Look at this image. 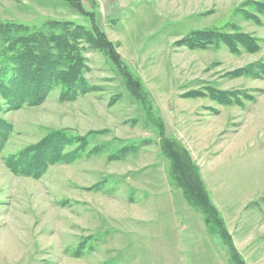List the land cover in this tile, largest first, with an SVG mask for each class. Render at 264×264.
I'll use <instances>...</instances> for the list:
<instances>
[{"label": "rangeland", "instance_id": "rangeland-1", "mask_svg": "<svg viewBox=\"0 0 264 264\" xmlns=\"http://www.w3.org/2000/svg\"><path fill=\"white\" fill-rule=\"evenodd\" d=\"M81 1L119 44L147 105L95 49L86 53L94 92L63 101L58 87L44 103L15 110L0 95V116L13 126L0 151V264H235L176 185L149 107L190 150L246 264H264V79L228 75L264 61V16L261 24L245 19L237 10L244 0ZM49 18L93 22L65 0H0V20L39 26ZM230 23L258 37L261 50L233 54L226 46L177 44L191 30L230 31ZM211 86L256 98L227 106L186 96ZM62 129L97 132L76 161L49 165L40 177L9 168L8 157ZM122 148V159L110 158ZM99 183L100 190L90 188ZM83 242V256H71Z\"/></svg>", "mask_w": 264, "mask_h": 264}, {"label": "trees", "instance_id": "trees-1", "mask_svg": "<svg viewBox=\"0 0 264 264\" xmlns=\"http://www.w3.org/2000/svg\"><path fill=\"white\" fill-rule=\"evenodd\" d=\"M65 1L78 13L92 15V25L87 27L73 19L58 18H49L39 26L16 20H0L2 43L0 61L3 63L0 68V95L7 110H15L27 104L40 105L58 87L61 88L60 99L63 101H74L81 95L94 92L96 86L87 78L89 66L86 55L93 49L101 51L108 57L122 75L131 94L147 105L148 94L141 80L132 73L123 60L118 49L119 44L112 41L97 24L94 12L86 9L81 0ZM237 10L245 19L261 24L264 16V0H244ZM239 27L236 23H230V31L220 27L197 28L180 38L177 44L189 49L226 46L233 54H238L242 50L249 53L260 51L262 41ZM228 75L230 78L264 79V61L259 60L237 68ZM186 96L192 98L209 96L213 101L227 106H243L245 102L256 98L247 90L220 89L214 86L191 91ZM147 109L150 122L158 128L160 147L169 159L172 177L176 185L182 189L185 200L202 211L208 230L221 238L231 261L235 264H246L234 243L224 217L210 197L200 168L190 150L166 133L162 116L157 115L158 119H155L151 115V107ZM12 130V124L0 116V151L4 148ZM91 134H74L67 129L51 132L38 143L28 145L8 157L7 165L15 173L40 177L49 165L76 161L81 152L88 149ZM74 144L76 147L68 150ZM89 152V154L96 153L97 149H90ZM123 152H125L124 148L120 153H112L110 158L122 159ZM90 188L100 190L101 186L99 183ZM85 242L69 254L74 257L83 256L86 249Z\"/></svg>", "mask_w": 264, "mask_h": 264}, {"label": "crops", "instance_id": "crops-1", "mask_svg": "<svg viewBox=\"0 0 264 264\" xmlns=\"http://www.w3.org/2000/svg\"><path fill=\"white\" fill-rule=\"evenodd\" d=\"M210 264H222L221 262H213V261H211V262H209Z\"/></svg>", "mask_w": 264, "mask_h": 264}]
</instances>
